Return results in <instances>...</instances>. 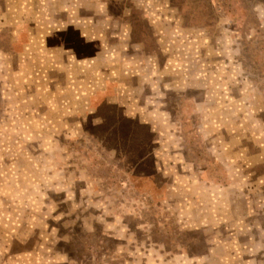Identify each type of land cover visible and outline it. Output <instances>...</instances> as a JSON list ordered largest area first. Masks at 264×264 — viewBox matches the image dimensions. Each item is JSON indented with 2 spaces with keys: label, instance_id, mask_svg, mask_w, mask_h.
Masks as SVG:
<instances>
[{
  "label": "rangeland",
  "instance_id": "1",
  "mask_svg": "<svg viewBox=\"0 0 264 264\" xmlns=\"http://www.w3.org/2000/svg\"><path fill=\"white\" fill-rule=\"evenodd\" d=\"M6 3L0 264H264V0Z\"/></svg>",
  "mask_w": 264,
  "mask_h": 264
},
{
  "label": "crops",
  "instance_id": "2",
  "mask_svg": "<svg viewBox=\"0 0 264 264\" xmlns=\"http://www.w3.org/2000/svg\"><path fill=\"white\" fill-rule=\"evenodd\" d=\"M6 0L5 10L6 15L11 17H21L23 23L18 27L17 33L25 31L29 34L27 41L22 43L23 49H32L37 46L38 35H43L39 41V48L42 45L46 46L47 36L53 32L54 34L62 32H77L80 28L83 31V26L88 27L86 22H78L77 4L78 0ZM39 20V21H36ZM80 32V30H78ZM81 34V32H80ZM39 40V39H38ZM68 39L57 41L51 48L56 49L55 58L63 59L67 54L66 43ZM43 43V44H41ZM70 47V46H69ZM49 48V47H48ZM67 57V56H66ZM52 59V57H48Z\"/></svg>",
  "mask_w": 264,
  "mask_h": 264
}]
</instances>
